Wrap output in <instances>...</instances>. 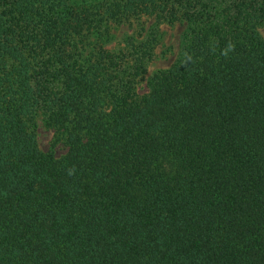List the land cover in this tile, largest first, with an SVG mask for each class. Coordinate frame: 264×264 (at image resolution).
<instances>
[{
  "label": "trees",
  "instance_id": "1",
  "mask_svg": "<svg viewBox=\"0 0 264 264\" xmlns=\"http://www.w3.org/2000/svg\"><path fill=\"white\" fill-rule=\"evenodd\" d=\"M144 18L183 30L139 94ZM261 29L264 0H0V264H264Z\"/></svg>",
  "mask_w": 264,
  "mask_h": 264
},
{
  "label": "rangeland",
  "instance_id": "2",
  "mask_svg": "<svg viewBox=\"0 0 264 264\" xmlns=\"http://www.w3.org/2000/svg\"><path fill=\"white\" fill-rule=\"evenodd\" d=\"M146 27L155 26L156 22L152 18H144ZM157 28V41L153 48V56L147 63L146 73L142 80L138 83L137 90L139 94L147 91L146 82L148 78L157 70L166 69L170 67L178 58L181 46V33L182 26L179 24L170 25L167 23L156 24ZM134 24L132 27L122 26L112 30L114 37L111 41H108L106 46L110 49L117 47V44L121 41L124 34L132 33ZM264 37V29L260 30ZM36 137L40 150L48 151L51 149V143L53 140V132L48 129L42 119L38 117L36 125ZM66 148L60 143L53 147L54 154L61 156L65 152Z\"/></svg>",
  "mask_w": 264,
  "mask_h": 264
}]
</instances>
